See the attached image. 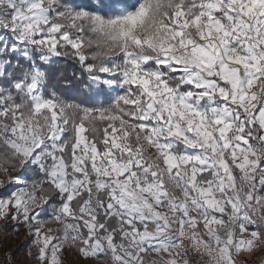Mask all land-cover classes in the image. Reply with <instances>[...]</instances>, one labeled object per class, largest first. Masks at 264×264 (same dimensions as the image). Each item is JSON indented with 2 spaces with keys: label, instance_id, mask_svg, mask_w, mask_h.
<instances>
[{
  "label": "snow or ice",
  "instance_id": "6c2138e0",
  "mask_svg": "<svg viewBox=\"0 0 264 264\" xmlns=\"http://www.w3.org/2000/svg\"><path fill=\"white\" fill-rule=\"evenodd\" d=\"M0 237L264 264V0H0Z\"/></svg>",
  "mask_w": 264,
  "mask_h": 264
},
{
  "label": "rangeland",
  "instance_id": "374dc122",
  "mask_svg": "<svg viewBox=\"0 0 264 264\" xmlns=\"http://www.w3.org/2000/svg\"><path fill=\"white\" fill-rule=\"evenodd\" d=\"M3 243V238L0 237V244ZM26 244H27V240H25L23 237H21L18 241L15 240V237L11 238L9 240L8 245H6V247H10L13 251L19 249L20 250V254L23 255L26 252ZM0 252H2V249H0ZM26 264H35V262H26Z\"/></svg>",
  "mask_w": 264,
  "mask_h": 264
}]
</instances>
